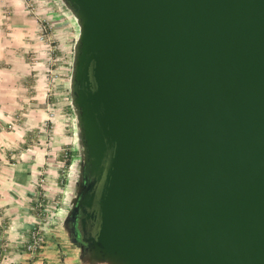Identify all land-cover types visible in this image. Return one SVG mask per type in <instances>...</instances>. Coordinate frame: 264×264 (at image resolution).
<instances>
[{
  "label": "water",
  "instance_id": "95a60500",
  "mask_svg": "<svg viewBox=\"0 0 264 264\" xmlns=\"http://www.w3.org/2000/svg\"><path fill=\"white\" fill-rule=\"evenodd\" d=\"M52 1L83 262L264 264V0Z\"/></svg>",
  "mask_w": 264,
  "mask_h": 264
},
{
  "label": "crops",
  "instance_id": "0c3cea01",
  "mask_svg": "<svg viewBox=\"0 0 264 264\" xmlns=\"http://www.w3.org/2000/svg\"><path fill=\"white\" fill-rule=\"evenodd\" d=\"M32 0L54 26L53 53L38 41L35 16L25 0H0V237L7 244L0 264H81L61 258V249L48 233V247L30 253L25 249L37 211H49L59 202L66 169L60 167L64 147L71 153L69 124L58 115L49 122L50 107L67 112L65 75L74 38L73 28L52 0ZM55 57V65L50 63ZM58 79L50 82V67ZM61 114V113H60ZM45 124L53 126V149L45 150ZM69 161V159H68ZM46 172L43 186H33L35 170ZM59 256V257H58Z\"/></svg>",
  "mask_w": 264,
  "mask_h": 264
},
{
  "label": "flooded vegetation",
  "instance_id": "af4514ba",
  "mask_svg": "<svg viewBox=\"0 0 264 264\" xmlns=\"http://www.w3.org/2000/svg\"><path fill=\"white\" fill-rule=\"evenodd\" d=\"M77 155L75 151L72 156ZM90 178H83L78 174L75 178L74 190L70 195H66L59 202L52 205L49 213H53L52 219L46 225L45 235L40 239L39 250L48 247V233L57 244L60 246L62 255L64 257H74L81 264H86L83 261L87 255V245L84 244L83 239H90L94 236L92 227V219L88 217L89 209L85 208L84 212L79 199H76L77 191H80L81 186H85L90 182ZM83 193V190L81 191ZM59 257V256H58Z\"/></svg>",
  "mask_w": 264,
  "mask_h": 264
},
{
  "label": "built area",
  "instance_id": "2783aa9c",
  "mask_svg": "<svg viewBox=\"0 0 264 264\" xmlns=\"http://www.w3.org/2000/svg\"><path fill=\"white\" fill-rule=\"evenodd\" d=\"M26 1V8L35 16V23L36 29L39 31L38 33V41L44 43L48 47V51L53 53L56 48L57 44L54 41V38L51 34V29H54V26L50 23V18L46 14H42L41 9L39 6L34 4L32 0H25ZM43 4L49 9L52 10V4L49 0H42ZM50 63L55 65V57H51ZM50 82L53 83L58 79V73L55 72V68L53 66L50 67ZM61 113V114H60ZM58 115L64 118L65 123L69 124L70 118L67 112L57 111L55 106L50 107L49 112V122L51 125L55 124L58 118ZM53 126H48L45 124L44 129L47 139L45 140V150L53 149V142H54V130L52 129ZM50 151V150H49ZM69 159V149L64 147V159L61 161L60 167L62 169H66L68 165ZM46 181V172L43 169L35 170V175L32 178V185L33 186H43ZM51 213V212H50ZM50 213L45 211L43 208L37 211V214L33 217V225L30 233V237L28 241L25 243L26 251L30 253H34L35 251L39 250V242L42 238L43 231L46 227L47 218L49 217ZM7 244L5 241L0 237V256L4 255L6 251Z\"/></svg>",
  "mask_w": 264,
  "mask_h": 264
},
{
  "label": "rangeland",
  "instance_id": "374dc122",
  "mask_svg": "<svg viewBox=\"0 0 264 264\" xmlns=\"http://www.w3.org/2000/svg\"><path fill=\"white\" fill-rule=\"evenodd\" d=\"M67 111V113H68V110H66ZM68 116H69V113H68ZM70 118V117H69ZM69 127H70V130H69V133H68V139H69V141H70V143H71V126H70V121H69Z\"/></svg>",
  "mask_w": 264,
  "mask_h": 264
}]
</instances>
